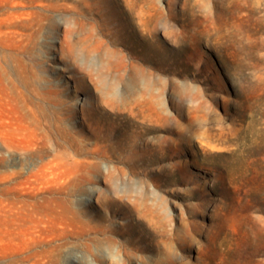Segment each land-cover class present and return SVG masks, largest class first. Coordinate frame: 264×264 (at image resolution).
<instances>
[{
  "label": "rangeland",
  "instance_id": "1",
  "mask_svg": "<svg viewBox=\"0 0 264 264\" xmlns=\"http://www.w3.org/2000/svg\"><path fill=\"white\" fill-rule=\"evenodd\" d=\"M0 264H264V0H0Z\"/></svg>",
  "mask_w": 264,
  "mask_h": 264
},
{
  "label": "bare ground",
  "instance_id": "2",
  "mask_svg": "<svg viewBox=\"0 0 264 264\" xmlns=\"http://www.w3.org/2000/svg\"><path fill=\"white\" fill-rule=\"evenodd\" d=\"M117 65V64H116Z\"/></svg>",
  "mask_w": 264,
  "mask_h": 264
}]
</instances>
